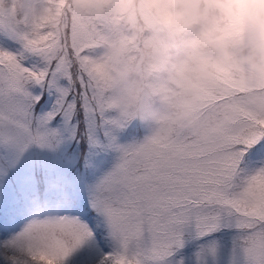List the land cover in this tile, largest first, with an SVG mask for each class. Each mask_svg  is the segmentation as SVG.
I'll return each mask as SVG.
<instances>
[{
	"label": "snow or ice",
	"instance_id": "1",
	"mask_svg": "<svg viewBox=\"0 0 264 264\" xmlns=\"http://www.w3.org/2000/svg\"><path fill=\"white\" fill-rule=\"evenodd\" d=\"M107 30L0 0V264H264V84L149 133L105 106Z\"/></svg>",
	"mask_w": 264,
	"mask_h": 264
},
{
	"label": "clouds",
	"instance_id": "2",
	"mask_svg": "<svg viewBox=\"0 0 264 264\" xmlns=\"http://www.w3.org/2000/svg\"><path fill=\"white\" fill-rule=\"evenodd\" d=\"M70 2L86 21L107 24L105 106L149 133L200 137L212 118L205 102L225 78L264 84V0ZM29 11L47 15L37 4Z\"/></svg>",
	"mask_w": 264,
	"mask_h": 264
}]
</instances>
